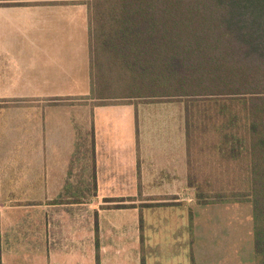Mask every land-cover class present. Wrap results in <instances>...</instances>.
Listing matches in <instances>:
<instances>
[{
  "label": "crops",
  "instance_id": "0c3cea01",
  "mask_svg": "<svg viewBox=\"0 0 264 264\" xmlns=\"http://www.w3.org/2000/svg\"><path fill=\"white\" fill-rule=\"evenodd\" d=\"M92 87L81 0H0V264H103L128 240L141 264L145 210L185 206L128 199L186 178L171 107L139 114Z\"/></svg>",
  "mask_w": 264,
  "mask_h": 264
},
{
  "label": "trees",
  "instance_id": "16d2710c",
  "mask_svg": "<svg viewBox=\"0 0 264 264\" xmlns=\"http://www.w3.org/2000/svg\"><path fill=\"white\" fill-rule=\"evenodd\" d=\"M81 3L98 103L183 101L186 187L197 205L250 203L264 264V0Z\"/></svg>",
  "mask_w": 264,
  "mask_h": 264
},
{
  "label": "rangeland",
  "instance_id": "374dc122",
  "mask_svg": "<svg viewBox=\"0 0 264 264\" xmlns=\"http://www.w3.org/2000/svg\"><path fill=\"white\" fill-rule=\"evenodd\" d=\"M123 94H127L126 90ZM108 96L113 97V93L108 92ZM127 101L135 104L139 114L142 113V109L137 106L141 99L128 98ZM145 102L148 104L149 100L146 99ZM154 104L157 106H147L171 107L172 141L177 139L174 141L180 143L184 129V102L162 100ZM161 114L166 115V112L161 110ZM132 182L135 184L131 179ZM186 182V178H173L170 184L166 183L164 188H160L164 189V192L159 194L151 193L156 187H146L148 194L145 195L134 194L133 191V195L130 193L128 197L130 202L138 199L146 200L149 203L146 205H152L156 200L185 204L184 207H151L145 210L144 244L140 243L142 250H139L145 264H192L188 256L191 246L189 212L192 214L191 225L195 233L193 238L195 264H254L251 204L242 202L197 205L194 193L192 189L186 187ZM115 186L114 189H120ZM131 205L129 204L130 207ZM128 222L130 223L129 220ZM122 225L118 222L114 227H125ZM123 242L125 243L119 241L117 247L110 248L103 264H139L135 263L134 251L137 249L133 250L132 242L130 240Z\"/></svg>",
  "mask_w": 264,
  "mask_h": 264
}]
</instances>
